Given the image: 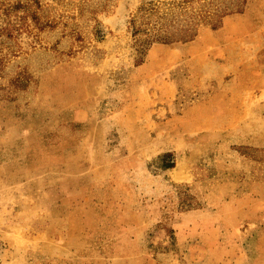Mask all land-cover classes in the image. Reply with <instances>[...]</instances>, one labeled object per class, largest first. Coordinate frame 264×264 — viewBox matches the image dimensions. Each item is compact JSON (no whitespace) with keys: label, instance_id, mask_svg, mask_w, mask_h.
<instances>
[{"label":"rangeland","instance_id":"rangeland-1","mask_svg":"<svg viewBox=\"0 0 264 264\" xmlns=\"http://www.w3.org/2000/svg\"><path fill=\"white\" fill-rule=\"evenodd\" d=\"M166 1L0 0V264H264V0L138 64Z\"/></svg>","mask_w":264,"mask_h":264},{"label":"trees","instance_id":"trees-1","mask_svg":"<svg viewBox=\"0 0 264 264\" xmlns=\"http://www.w3.org/2000/svg\"><path fill=\"white\" fill-rule=\"evenodd\" d=\"M247 0H168L165 3L148 2L142 5L131 20L132 32L137 38V63L143 61L154 43L188 41L198 34L201 25L218 27L223 17L241 12ZM166 167H173L169 162Z\"/></svg>","mask_w":264,"mask_h":264}]
</instances>
